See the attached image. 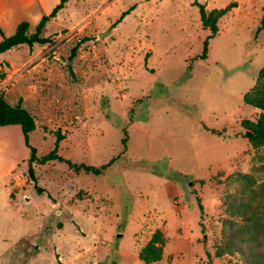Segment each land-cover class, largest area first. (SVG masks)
I'll return each mask as SVG.
<instances>
[{
	"label": "rangeland",
	"instance_id": "374dc122",
	"mask_svg": "<svg viewBox=\"0 0 264 264\" xmlns=\"http://www.w3.org/2000/svg\"><path fill=\"white\" fill-rule=\"evenodd\" d=\"M196 5H234L202 60ZM57 13L48 44L0 56V91L33 118L36 157L59 133L61 158L113 161L98 176L33 163V184L19 128L0 127V264H144L156 230L153 264H241L214 249L225 179L264 161L248 129L261 111L242 101L264 67V0H71Z\"/></svg>",
	"mask_w": 264,
	"mask_h": 264
},
{
	"label": "trees",
	"instance_id": "16d2710c",
	"mask_svg": "<svg viewBox=\"0 0 264 264\" xmlns=\"http://www.w3.org/2000/svg\"><path fill=\"white\" fill-rule=\"evenodd\" d=\"M67 0H59L52 10L43 16L39 22L30 29L26 22H20L14 33L9 37L0 34V55L18 46H26L30 49L33 45H45L50 42L49 37L41 36L45 24L55 17L56 13L63 8ZM198 18L202 28L208 30V34L201 42L199 59H204L206 46L216 34V21L224 16L234 5H228L222 9H213L206 13L202 5H196ZM264 24V16L261 26ZM78 44L71 48L67 57L66 69L72 75L70 61L75 55ZM3 75L0 74V78ZM242 101L245 105L255 108L261 113L256 122L249 124L251 137L249 143L252 147L264 146V67L259 70L252 87L247 90ZM17 126L20 130L23 144L28 149L26 160V173L29 180L34 184L35 177L32 164L44 165L50 161L65 164L73 173L100 175L112 164L110 160L100 167L86 164H73L57 155L58 143L62 136L55 133L53 148L43 156L36 157L35 149L28 143V136L34 130L35 123L31 115L21 106L20 100L14 105H9L0 91V127ZM125 139L122 140L124 144ZM166 179L173 180L171 176ZM225 186L232 187L231 193H226L222 204L226 219L222 220L220 229L219 245L214 249V256L236 255L241 264H264V161L259 158V164L251 167L247 173L234 172L225 179ZM33 188L40 192L33 185ZM229 218H233L230 220ZM163 239L159 230L151 235L150 239L137 251V258L144 264H153L161 259Z\"/></svg>",
	"mask_w": 264,
	"mask_h": 264
},
{
	"label": "crops",
	"instance_id": "0c3cea01",
	"mask_svg": "<svg viewBox=\"0 0 264 264\" xmlns=\"http://www.w3.org/2000/svg\"><path fill=\"white\" fill-rule=\"evenodd\" d=\"M58 2L59 0H0V34L3 37L11 36L20 22H26L32 29ZM70 2L71 0H67L60 10H65ZM58 15L56 13L46 24L53 22ZM165 182L170 184L171 181Z\"/></svg>",
	"mask_w": 264,
	"mask_h": 264
},
{
	"label": "water",
	"instance_id": "95a60500",
	"mask_svg": "<svg viewBox=\"0 0 264 264\" xmlns=\"http://www.w3.org/2000/svg\"><path fill=\"white\" fill-rule=\"evenodd\" d=\"M104 35H105V33H100L99 37H103Z\"/></svg>",
	"mask_w": 264,
	"mask_h": 264
}]
</instances>
